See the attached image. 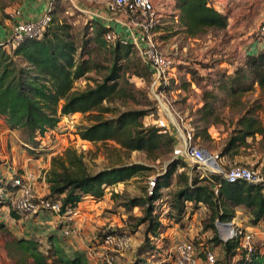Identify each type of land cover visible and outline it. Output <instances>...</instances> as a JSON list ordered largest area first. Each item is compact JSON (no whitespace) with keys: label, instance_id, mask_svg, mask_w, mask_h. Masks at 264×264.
<instances>
[{"label":"trees","instance_id":"1","mask_svg":"<svg viewBox=\"0 0 264 264\" xmlns=\"http://www.w3.org/2000/svg\"><path fill=\"white\" fill-rule=\"evenodd\" d=\"M178 22L188 38L224 31L228 16L207 5L206 0H176ZM97 24L96 37L93 41L101 48H110L111 63L104 66L93 57V50L86 40L79 46L68 27L51 18L49 26L39 38L25 37L15 47L0 42V118L11 131H19L23 145H27L30 153L40 154V147L49 131L59 128L61 121L76 114L87 117L92 124L79 128L80 139L92 144L113 142L126 152H143L150 160H158V153L163 149L172 152L175 132L157 126H146L143 122L147 116L155 115L156 108L151 110H127L120 112L115 118H105L104 114L115 111L111 105L121 104L136 99L132 94L134 86L126 77V66L133 51H137L130 41L118 40L108 45L104 40L109 27ZM103 37V40L101 39ZM252 51L246 53L242 69L232 75H221L219 88L224 90L234 102L240 103L242 96L258 91L264 94V37L257 36ZM108 47V48H107ZM133 73L138 79L150 78L149 68L142 64ZM197 69V68H196ZM99 70L106 71L100 81H93V86L86 84L84 89H77L78 80H88V74ZM186 76L191 80L179 85L180 90L190 87L196 78V71L187 69ZM247 72V73H246ZM91 81V80H88ZM147 81V82H148ZM148 96V95H147ZM203 105L197 114L199 121L205 122L214 118L217 102L215 95L203 94ZM207 98H211L208 101ZM151 100V99H149ZM237 103H232L235 105ZM261 107L257 104L245 108L220 150L219 158L233 159L242 148L248 147V138L264 137V126L257 117ZM204 137H208L203 130ZM199 133L192 136V142ZM180 159L169 163L165 172L154 181L151 192L144 197L133 198L126 202L129 210L139 208L141 217L136 218V226H144V242L135 256L152 257V263L161 262L150 245L148 235L157 237L163 232L164 225L160 219L165 215L162 211V189H168L178 168L185 167ZM82 157L73 148H67L63 154L51 158V168L45 175L49 185V195L45 199L51 203L60 201L62 207L76 206L84 199L101 200L108 187L130 181L149 169L143 165L131 164L111 167L98 173L90 174ZM185 172V171H184ZM20 175L15 173V176ZM186 173L178 178L188 179ZM201 177V178H200ZM193 179L190 184L183 185L175 193L172 208L182 219L188 205L192 209L204 207L210 212V224L214 231V242L221 248L222 260L218 264H264V250H254L247 258L238 251L239 241L221 242L216 234L215 222L230 223L236 216V210L247 213L249 224H264V189L259 186L237 182L229 184L223 174L209 173ZM10 186L0 181V207L7 205L6 195ZM10 212V211H9ZM14 219L20 216L10 212ZM171 212L165 216H170ZM0 228H3L0 224ZM112 232V231H110ZM50 244L45 251H40L35 241L26 238L12 240L15 249L25 254L32 264H87L84 256L67 258L57 244L56 235H49ZM139 251V254H138ZM153 252V254H152ZM157 256L156 258H154ZM238 256L239 259L234 261ZM135 258L130 264L145 263L144 258ZM137 259V260H136ZM150 262V264H152Z\"/></svg>","mask_w":264,"mask_h":264},{"label":"rangeland","instance_id":"2","mask_svg":"<svg viewBox=\"0 0 264 264\" xmlns=\"http://www.w3.org/2000/svg\"><path fill=\"white\" fill-rule=\"evenodd\" d=\"M27 1L0 0V25L12 31L16 19L15 11L21 14L20 8L22 9ZM73 1L76 7L69 0H58L52 9L51 18L67 26L79 46L83 43V40H86L94 51L93 57L104 66H109L111 57L108 54L111 47H107L108 49L101 48L93 42L96 37L97 24L92 22L94 20H92L90 14L104 12L102 0ZM234 6L236 10L230 12L231 21L224 31L208 32L191 39L186 36L177 18L171 15L163 21V25L161 23L153 32V40L160 52L175 60L174 69L170 72L171 87L166 95L171 116L168 113L166 115L162 114V118L167 121V130L175 132L174 148L180 145L185 133L189 131L191 136L197 133L202 136L198 137L192 144L201 147L211 155L218 156L243 110L256 104L261 107V111H258L256 115L264 126V94H260L256 90L242 96L240 103H238L234 102L224 90L219 88L221 75H232L236 70H244L242 68L246 59L245 51L256 42L259 28L264 24V0H240ZM101 39L103 40V37ZM130 39H132V36ZM125 66L126 77H128L129 83L134 86L132 94L135 95L136 99L134 101L128 100L123 104L118 101L112 103L111 106L116 109L113 113L104 114L105 118H115L119 111L153 109L151 100H149L143 87L144 84L133 74L137 70L136 67L142 66L137 51H133ZM187 69L197 70L196 78L190 87L180 90L179 85L191 80L190 76H186ZM106 71L99 70L98 73L88 74L86 78H90L88 80L91 81L78 80L75 87L84 89L88 82L93 86L92 82L100 81ZM144 81L147 83L148 79L145 78ZM204 92L213 94L218 98L214 104L216 109L214 118H209L205 122L199 121V115L197 114L199 108L203 105ZM207 99L211 101V98ZM232 103L237 104L232 105ZM155 120L156 118L147 116L143 119V122L146 126H155ZM90 124H92V121L87 117H82L81 114L63 119L58 129L49 131L45 135L42 145L39 146L41 152H39L38 157H33L29 150L24 148L23 139L20 135H17L18 133H16V137L4 133L5 130H2L0 126V179L4 183L12 173L22 174L25 171L32 173L37 178L33 186L34 194L45 198L49 195V185L45 180V175L51 168V158L60 156L67 148H73L82 157L83 163L90 174L121 165L139 164L147 167L149 171L137 175L130 181L108 187L101 200H88L82 210L87 223H90L86 230L87 235L85 237L87 241L85 244L88 246L93 236L103 232L126 233L131 238V249L124 257L118 258V264H130L136 257H141L139 255L135 256V253L144 242V240L141 241L144 226L142 228L136 226V218L141 217L140 209L133 208L129 210L125 207V204L130 199L144 197L146 192H150L151 181H156L157 177L165 172L168 164L176 159L173 155L174 149L170 153L168 150L163 149L158 153V160H150L143 152H126L113 142L87 143L80 139L79 128ZM203 130L207 131L208 137H204ZM247 142H249V146L242 148L233 159L220 158L218 161L219 166L225 170L234 166H246L259 170L264 174V137L248 138ZM28 158L32 162H26ZM183 163L185 167L176 170L169 188L161 191L162 211L165 215L171 212L170 216L166 217L164 215L167 222L161 230L174 232L172 245L180 240L191 242L197 250L201 264H206L203 249L212 251L217 261L221 262V248L217 242L213 241L214 231L208 227L210 212L204 207L192 209V206L188 205L184 210L185 213L182 215V219L178 221V214L172 208L175 193L180 187L190 184L193 179L199 178L201 175L207 176L210 173L205 166ZM187 170L191 172L190 177L185 175L188 179L183 178L180 180L178 175L186 173ZM37 188L40 190L37 191ZM47 212H43L45 213L43 219H38L37 222L42 223L40 226L33 223L36 221L37 215L32 217L21 216L14 219L7 205L0 207V224L3 226V228H0V264H32L25 254L13 247L12 240L17 238L33 240L37 243L40 251L46 250L43 247L49 246L48 237L51 233H56L54 228L58 224L56 217ZM235 216V219L229 223V228L252 232L245 211L236 210ZM261 225L264 227V224ZM38 228L41 229L38 230ZM259 230H255V234L253 233L254 238L251 246L254 250L262 251L264 248V229ZM216 234H218L217 228ZM217 237H219V234ZM56 238L59 242H67L71 237L69 239H62V236ZM164 247H167V242H165ZM238 251L241 253L239 249ZM163 255L164 251L161 252V256ZM239 257L234 261L238 260ZM141 258L146 261L142 264H150L153 260L152 257L145 258L142 256ZM140 263L141 261L138 260V264ZM88 264L93 263L88 261ZM230 264L235 263L230 262Z\"/></svg>","mask_w":264,"mask_h":264},{"label":"built area","instance_id":"3","mask_svg":"<svg viewBox=\"0 0 264 264\" xmlns=\"http://www.w3.org/2000/svg\"><path fill=\"white\" fill-rule=\"evenodd\" d=\"M57 1L49 0L40 18L35 21L22 20L20 19V12L15 11L16 19L11 35L5 41L8 43V46L15 47L25 37H41V33L51 22V12ZM69 1L74 5L73 0ZM218 1L206 0L207 5L213 7L215 10L217 9L216 5L222 7V4ZM102 2L104 12L90 13L92 20L100 21L106 26L114 24L124 30H128V33H130L129 31L134 32L136 30L140 34V37L137 39L136 33L128 34L121 32L110 25L109 27L113 28L106 31L104 40L108 45L112 46L118 40L130 41L135 45L140 55L141 63L147 66L150 71V78L147 83L142 79H139V81L144 84L143 87L147 92L148 98L151 99L156 108L155 115L151 116L156 118L154 121L155 126L168 131L167 121L162 118V114L166 115L168 113L171 116L166 95L169 93V88L171 87L172 78L170 72L174 69L175 60L160 52L153 40V32L161 23L163 25V21L171 17V15H174L178 20L177 15L179 10L176 7V0H102ZM230 5L231 2L226 4L227 7ZM131 28L134 30L132 31ZM259 29L258 35L262 38L264 37V24ZM131 36L132 39H130ZM24 148L29 149L30 147L24 145ZM206 152L201 147L192 144V136L187 131L180 145L174 148L173 155L176 159H180L183 162L195 166H205L210 173L223 174L224 179L229 184L244 181L247 184L264 189V174L259 170L246 166H234L225 170L219 166L218 161L220 158L217 155H211ZM36 179L34 174L25 171L18 176L14 174L9 181L4 183V185L10 186V193L6 195V199L9 202L8 210L20 217L38 216L48 211L61 222V236L63 238L69 237L72 233L74 222L82 215V209L79 207V204L62 207L60 201L51 203L44 197L36 196L33 188ZM150 185L151 192L154 187V181H151ZM164 218V216L161 218L162 221ZM215 226L221 241L238 240L239 250L249 258L254 251L251 246L254 234L231 229L229 228V223L220 224L216 221ZM223 227H226V229H223ZM94 237L95 250L99 251L98 264H118V258L124 257L131 249V238L126 233L108 231ZM165 239L162 233L159 234V237L151 239V246L154 252L159 255L163 249L164 255L161 257L163 262L167 264H201L197 250L191 242L180 240L176 241L173 245L172 242H167V247L163 248ZM43 248L47 249V246ZM92 252L90 250V253ZM202 252L206 264L217 263L215 254L212 251L208 249L205 251L203 249ZM153 264H158V262H154Z\"/></svg>","mask_w":264,"mask_h":264},{"label":"crops","instance_id":"4","mask_svg":"<svg viewBox=\"0 0 264 264\" xmlns=\"http://www.w3.org/2000/svg\"><path fill=\"white\" fill-rule=\"evenodd\" d=\"M49 0H28L27 3L24 4V6L22 7V9L20 8V11H21V16H20V19L22 20H25V21H35L37 20L38 18H40V16L42 15L43 13V10L45 9L47 3H48ZM240 0H219L218 2L220 4H222V7L219 6V5H216L215 7L217 8L216 10H218L219 12H221L222 14L224 15H227L228 16V21H227V27L228 25L230 24V21H231V13L230 12H233L235 9V6L234 5H237L239 3ZM228 2H231V5L229 7L226 6V4ZM226 6V7H225ZM111 26H113L115 29H117L118 31H121V32H125V33H128L127 31L128 30H124L118 26H115L114 24H110ZM109 25V26H110ZM130 34L132 33H136V38L138 39L140 37V34L137 33L136 30H134V32H131L129 31ZM11 35V29H5L4 27H2L0 25V42H4L6 41L9 36ZM128 35V34H126ZM129 36V35H128ZM257 44L253 43L251 45V47H249L245 52H250L253 50L254 47H256ZM257 47H260V45H258ZM246 56V54H245ZM0 126L2 127V130L4 129L5 132L4 133H7V134H10V135H15L16 137V133H18L17 135H20L21 136V133L19 131H11L5 124V122L0 118ZM22 137V136H21ZM23 139V138H22ZM23 144V142H22ZM24 146V145H23ZM30 153V152H29ZM31 155L33 157H38V154H35V153H31ZM26 162H32V160L30 158H28L26 160ZM26 167V166H25ZM14 175V173H12V175H10V177L8 179L5 180V182L9 181V179ZM188 175L190 177L191 175V172L188 171ZM0 181L3 182L2 179H0ZM4 182V183H5ZM39 188H37V191H38ZM40 190V189H39ZM49 192V191H48ZM86 200V201H85ZM88 200H91V199H84L81 203H79V207L83 210V208H85L86 204L88 203ZM85 201V202H84ZM140 211V210H139ZM49 213V212H47ZM44 214L45 213H41L39 214L38 216H36L35 218V222L34 225H42L41 222H37L39 218L43 219L44 218ZM50 214V213H49ZM140 214H141V211H140ZM86 216L84 214L81 215V217L79 219H77L75 222H74V225H73V228H72V233L69 237L67 238H62V239H70L67 241V242H59L58 238L57 239V244L58 246L61 248V250L63 251V254L67 257V258H72V257H75V256H84L85 257V260H87V264H88V261L92 262L93 264H98V255H99V251L98 250H95V243H94V236L93 238L91 239V243L87 246L85 244V242L87 241L86 240V235H87V232L86 230L88 229L90 223H87V220L85 218ZM56 221L58 222V224L56 225V227L54 228V232L56 233H51V234H54L56 235V237L60 236L61 237V229H62V224L60 221L57 220V218H55ZM166 218L163 219H160V222L162 225H166V222L167 220H165ZM235 219V218H234ZM233 219V220H234ZM232 220V221H233ZM249 220V218H248ZM216 223V222H215ZM40 225V226H41ZM260 225V226H259ZM257 226H250L251 227V230H252V234L256 231H260L259 229H264V227L259 224ZM259 226V227H258ZM142 228V226H140ZM138 227V228H140ZM263 227V228H262ZM41 229V228H38V230ZM57 229V230H56ZM169 230L167 231H163L162 234L163 236L166 238L167 241L165 242H172V237L175 236L174 235V232H168ZM47 232V231H46ZM255 234V233H254ZM58 235V236H57ZM144 234L141 235V241H143L144 239ZM159 237V236H157ZM157 237H152L151 235H148V239L150 240V245H151V239H154V238H157ZM71 242V243H70ZM142 243V242H141ZM152 247V246H151ZM67 248V250H66ZM153 248V247H152ZM90 250L92 253H90ZM264 250V248L262 249V251ZM163 251V249H162ZM161 251V252H162ZM161 252L158 256V258H160V261L163 262L161 259ZM153 254V252H152ZM154 256V255H153ZM152 256V257H153ZM154 263V262H153ZM152 263V264H153Z\"/></svg>","mask_w":264,"mask_h":264},{"label":"bare ground","instance_id":"5","mask_svg":"<svg viewBox=\"0 0 264 264\" xmlns=\"http://www.w3.org/2000/svg\"><path fill=\"white\" fill-rule=\"evenodd\" d=\"M223 229H226V227H223Z\"/></svg>","mask_w":264,"mask_h":264},{"label":"water","instance_id":"6","mask_svg":"<svg viewBox=\"0 0 264 264\" xmlns=\"http://www.w3.org/2000/svg\"><path fill=\"white\" fill-rule=\"evenodd\" d=\"M207 153V152H206Z\"/></svg>","mask_w":264,"mask_h":264}]
</instances>
